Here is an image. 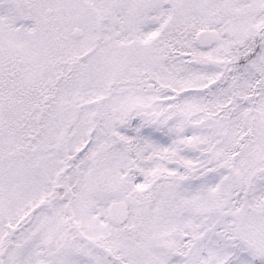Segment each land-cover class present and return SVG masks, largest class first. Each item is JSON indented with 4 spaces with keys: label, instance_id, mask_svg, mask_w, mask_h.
<instances>
[{
    "label": "snow or ice",
    "instance_id": "obj_1",
    "mask_svg": "<svg viewBox=\"0 0 264 264\" xmlns=\"http://www.w3.org/2000/svg\"><path fill=\"white\" fill-rule=\"evenodd\" d=\"M0 264H264V0H0Z\"/></svg>",
    "mask_w": 264,
    "mask_h": 264
}]
</instances>
